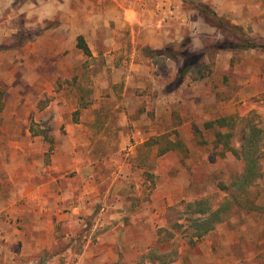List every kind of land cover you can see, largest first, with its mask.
Here are the masks:
<instances>
[{"label": "rangeland", "instance_id": "obj_1", "mask_svg": "<svg viewBox=\"0 0 264 264\" xmlns=\"http://www.w3.org/2000/svg\"><path fill=\"white\" fill-rule=\"evenodd\" d=\"M198 1L264 40V0H0V207L22 192L61 196L72 217L57 236L70 264L83 253L80 264H150L143 258L157 230L185 217L182 203L217 205L225 196L217 184L240 170L211 148L205 123L252 113L264 128V51L220 52L197 82H178L177 64L159 54L207 53L231 39L194 10ZM79 36L90 56L77 49ZM262 170L259 210L194 246L171 230L170 264H264V161Z\"/></svg>", "mask_w": 264, "mask_h": 264}, {"label": "trees", "instance_id": "obj_2", "mask_svg": "<svg viewBox=\"0 0 264 264\" xmlns=\"http://www.w3.org/2000/svg\"><path fill=\"white\" fill-rule=\"evenodd\" d=\"M181 1L188 2V0ZM192 5L204 21L215 29L231 35V39L209 45L206 49L207 53L189 50L173 51L170 47L159 51L160 55L177 64L178 82L186 77L192 82L206 79L212 73L215 56L220 52L234 49L264 51V40L259 43L247 38L238 26L226 22L204 3L198 1ZM76 47L85 56H90V51L81 36L77 38ZM204 128L213 132L214 140L211 148L218 149L221 157L229 153L239 162L240 170L232 173L228 185L217 184L218 190L225 194L217 205L212 204L207 197L182 203V215L185 217L179 214L170 226L157 230L156 243L143 258L150 264H170L176 260L178 246L175 240L176 234L171 230L182 231L188 244L194 246L219 224L232 217H245L259 210L256 201L258 194L254 195L253 190L263 177L264 128L254 120L252 113L246 116L218 118L205 123ZM48 132V129L42 132L46 140H50ZM167 145L169 146L159 150L157 156L172 149L170 146L172 144ZM175 147L179 148L180 144ZM182 219L185 223H180Z\"/></svg>", "mask_w": 264, "mask_h": 264}, {"label": "crops", "instance_id": "obj_3", "mask_svg": "<svg viewBox=\"0 0 264 264\" xmlns=\"http://www.w3.org/2000/svg\"><path fill=\"white\" fill-rule=\"evenodd\" d=\"M61 200V196L46 188L29 194L22 192L19 202H1L5 206L0 207V215L5 212V219L0 220V264H70L72 252L69 247L60 246L58 241L63 239L57 236L58 228L67 225L65 222L72 217L63 213ZM30 204L35 207L32 212ZM72 208L73 212L77 209ZM83 259L84 253L75 264Z\"/></svg>", "mask_w": 264, "mask_h": 264}]
</instances>
